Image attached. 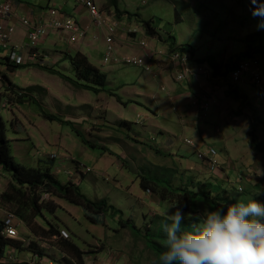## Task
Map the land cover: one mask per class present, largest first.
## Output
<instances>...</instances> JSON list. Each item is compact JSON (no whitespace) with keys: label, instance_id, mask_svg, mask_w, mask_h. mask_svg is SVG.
Returning a JSON list of instances; mask_svg holds the SVG:
<instances>
[{"label":"rangeland","instance_id":"1","mask_svg":"<svg viewBox=\"0 0 264 264\" xmlns=\"http://www.w3.org/2000/svg\"><path fill=\"white\" fill-rule=\"evenodd\" d=\"M68 1L69 4L74 3L73 0ZM95 2L101 10H108L107 3L106 6H101L99 0ZM117 4L120 9L128 10L132 15L138 12L144 20H151L152 27L160 36H172L178 50L189 53L192 63L201 62L210 73L211 56L205 61L197 62L194 60L193 50L197 57L208 53L216 57L215 52L208 48L212 40L217 42L215 47L218 48L221 43L219 40L230 39L235 46V54H240L244 46L252 48L253 51L258 50L251 54L257 57L264 79V27H258L259 18L254 17L250 11L254 7L251 0H117ZM139 35L134 39L136 44L144 39ZM234 37L238 40H233ZM150 41L158 49L165 50L164 42L153 39ZM24 44L27 46L26 40ZM0 52L2 56L6 53L2 48ZM42 56L46 58L41 65L77 81L71 65L64 61L61 52L44 51ZM248 57L250 56L242 55L241 59ZM101 58L102 56H98L97 61L92 62L107 75V85L99 94L76 88L58 75L39 69L36 63L25 65L26 68L13 72L0 65V75L4 74L1 91H5L9 86L12 91L7 90L8 94L23 96L22 103H12L11 108L1 109L0 115L5 121L10 153L16 163L28 168L37 166L40 160H53L52 174L61 184L69 181L68 172L73 171L79 164L83 169L90 171L80 176L74 175L76 180H80L76 183L78 190L90 200L104 201L119 212L115 218L109 215L99 216V222L94 223L87 218L88 213L81 206L50 194L44 201L54 202L57 207L54 215L43 211L45 219H60L58 226L67 230V240H71L81 249L89 250L90 253H100L110 264H152L156 256L145 247L142 237L132 234L128 228H119L118 220L132 219L143 234L150 219L155 215L164 216L165 212L174 211L170 207L172 204L160 203L161 206H158L151 200L152 197H148L140 189L141 176H151L156 178V181L167 180L177 185L185 184L178 165L174 160H170V157H166L168 152L161 149L164 157L156 156L154 147L159 143L151 141L157 133L155 121L144 125L142 118L141 123L137 120L140 106L145 105L156 113L151 105L154 96L160 95L162 102L168 101L167 93L160 88L157 79L151 77L150 72L133 65H105L101 63ZM235 58L237 57L234 55L233 62ZM172 72L174 77V70ZM242 80L249 81L250 77L243 74ZM251 90L253 93L257 92L256 87L252 86ZM255 95L250 105L255 102L264 109L258 94ZM101 101L106 113L103 109H94ZM254 111L258 113L256 109ZM42 113L54 115L66 123L49 121ZM168 113L169 122L156 120L160 125L168 127V134L164 135L174 142L170 151L181 154L189 149L191 146L186 145L183 140H199L203 128L206 134L205 145L213 147L218 153L217 157L221 158L224 145L217 128L221 131L224 128L221 126L222 122L213 114L212 108L207 110L204 120L197 121V127L185 126L176 120L175 114ZM263 118L264 111L253 123L237 127L238 133L234 143L238 155L233 154L232 163L221 164L220 169L214 173L207 170V174L198 173L200 179L221 185L220 193H223L222 199H219L220 206L248 197L264 203V194L255 195L264 190V176L260 175V172H264ZM11 119L15 125H11ZM120 120L127 121L128 125L122 126ZM76 131L81 133V139ZM135 136H138L140 144L133 145ZM82 139L88 143H83ZM252 139L256 140L257 148L251 146ZM147 143L155 145L149 148ZM35 152L42 155L37 156ZM51 155L55 157L51 158ZM187 159L193 161L194 154L191 153ZM185 165L186 162H183L182 167ZM2 181L4 185L10 181L7 174L2 177ZM190 188L200 191L203 187L192 183ZM209 191L211 196L216 195L215 191ZM205 209L211 210L207 204L197 203V213ZM39 221L42 223L41 219ZM24 230L25 228L20 226L18 233ZM24 233L26 234L25 231ZM26 235L28 236V233ZM42 243L44 247L40 248L39 243L31 242L28 244V250H43L45 259L52 260L54 264H76L75 259L71 257L65 256L62 259L59 255H53L51 243Z\"/></svg>","mask_w":264,"mask_h":264},{"label":"crops","instance_id":"2","mask_svg":"<svg viewBox=\"0 0 264 264\" xmlns=\"http://www.w3.org/2000/svg\"><path fill=\"white\" fill-rule=\"evenodd\" d=\"M60 1L61 0H11L13 5L12 21L15 26V32L11 36L10 43L16 46H23V49L26 50L25 47L26 45L24 44V40L27 41L26 39L27 28L20 24V18L23 17L30 18V20L34 23L41 22L47 18L50 9L57 8L60 12L66 15L73 16L75 19H77L80 23V26L87 27V35L86 38H84L83 40L76 43H72L69 42L67 37L64 35L50 33L38 45V50L41 53V57H43L42 53L44 51L45 52L47 51L49 53L54 51L61 52L64 58L73 56L75 53L79 52L85 55L90 63L94 61L96 62L97 57L98 56L103 57L104 54V50H105L104 32L101 30H97L91 25L89 16L84 8L80 6H76L75 3L69 4L68 0H62L61 3ZM99 2L101 6L102 5L106 6V3L108 5L107 0H99ZM106 7L108 9L107 11L114 13V15L116 14L113 8H110L108 6ZM117 8L120 12H126L130 14V11L128 10L120 9L118 7V4H117ZM130 15L131 17L129 19H127L126 15H121L119 18L116 17L120 29L117 31L115 37V50L119 55H131V56L139 57L143 55V51L139 47L138 43L136 44L134 42L133 35L127 33L129 30L137 29L138 30L137 35L140 34L139 37L141 38L144 37V39H146L150 43V45L156 48L157 46L153 44V42H151L150 40L151 39L158 40V39L150 38L145 35L144 30L140 25V22L143 21L144 19L138 12L135 13L134 15L132 14ZM157 34L160 36L158 32ZM160 37H161V40H159L160 42L165 40L167 37L172 38V36H170L169 34L167 35V37H163L162 35ZM232 39L238 40V38L236 37ZM171 41L174 42V44L176 43L174 38H172ZM219 42L221 43L218 48L215 47L217 42H215L214 40H212V42L209 44L208 47L209 49H211V52H215V54L217 55L216 57L212 56L211 53L197 57L196 54H194L195 51L193 50L194 60L197 62L205 61L206 59H208L209 56H211L212 59L215 61L216 65L219 67L217 74H214L212 70V73H210L209 75L196 74L191 79L178 83L174 80L171 66L166 62L165 58H156L153 61V68L151 73L153 76L151 75V77L152 78L154 77L160 83V88L167 93L166 99L168 101L165 100L162 102L161 101L162 97L160 95L154 96L151 105L153 106L154 110H156V113H154L155 111H150L149 108L145 105L140 106L139 111L137 113V116H141V118L143 119L142 123L144 125L149 121H155V123L157 124V133H155L156 135L155 139L154 140L151 139V141H156L159 143L158 146L154 147V149L159 152L156 153V156L158 158L164 157V155L161 154L162 153L160 151L161 149H164L165 152H168L166 157H170L169 159L174 160L175 163L178 165V169H180V174L184 178L183 182H185V184H187L189 180L190 182L193 180V184L195 185L197 184L206 185L207 183H209V181L200 179L198 177V173L207 174L206 172L209 170H207L204 164L201 163L196 157V153L198 151H205L207 148V146L205 145V139H206L205 130L202 128L201 130L202 135L199 140L195 141V145L193 147L191 146L189 149L183 151L181 154L177 152L174 153L173 151H170L174 146V142L171 141L170 138H166L164 135V134H168L167 132L168 127L166 125H160L158 120L156 119H160L164 123L169 122L170 120H168L169 117L168 112H171L175 114L176 120L178 119L180 123H183V125L189 127L190 126L197 127V121L199 119L204 120V117L206 115V113L203 114L200 111L199 107L197 106V103L199 102L200 98L204 97L206 99V102L209 103V108L213 109V114L217 116L218 121L222 122L221 126H223L224 128L222 131L221 129L217 128V133L221 134L220 135L221 142L224 145L222 148L221 158L218 157V160L221 164L226 165L228 163H232V159L234 158L233 154L236 156L238 155L236 150V145L234 143V139L237 138V133H238L237 127L242 126L243 124H250V122L253 123L258 116H262V113L264 111V109L262 107L257 106L255 102L252 105H250L251 100H253L256 97L255 94H258L257 97L258 96L260 97L261 95L264 96V86L261 89H257V92L253 93L251 90L252 85H250V82L248 80L247 81L242 80L241 82L233 84L231 83L228 77L229 72L240 61L242 55H248V56L251 55V57H254L253 54L258 50L255 49L253 51L252 48H246L244 46L240 54H235L233 53L235 46H233V42L230 39H226L223 41L219 40ZM234 55L237 58H235L236 60L233 62ZM44 58L46 57L44 56ZM64 61L67 60L64 59ZM200 63L201 62L192 63V65L200 64ZM95 64L93 65L96 66ZM0 65L3 66L2 64ZM263 96L261 97L264 99ZM102 103L103 101H101V103L96 104V106H94V109L96 111L97 108H100L103 109L104 112L106 113V110ZM99 104L101 105L98 106ZM254 109L258 111L257 114L254 111ZM141 121L142 120L138 122L141 123ZM120 122L122 126L128 125L127 121L125 120H120ZM10 123L12 125L14 123V120L11 119ZM133 139L136 140L134 141L135 144L133 145L140 144V140L138 139V136H135ZM153 145L155 144H151V143L146 144V146L149 148H153L152 147ZM191 153L194 154L193 161L187 159V157ZM172 156L174 157V159H171ZM183 162H186L185 167H182ZM173 166L176 167L175 165ZM163 169L169 172V170H166V168ZM173 173L175 174V171H173ZM1 175L2 176H0V194L6 192L7 185L10 182L9 181L6 185H4V181H2V177L5 176V174H1ZM76 179L77 178L73 176L71 177V179L69 178L68 182L76 186L77 185L76 183L80 181L79 179L78 180ZM212 183L218 184L216 182H212ZM146 195L148 197H152L151 200L156 204H158V206H161L160 201L156 199L154 195L150 193H146ZM11 198L12 197H10V199ZM25 198L26 201L21 203L15 200L3 204L0 201L1 203L0 220L3 218L4 213L7 211L12 213L17 212V215L15 213L14 214L20 220L18 229L20 226L24 227L25 228L24 231L26 232V234L28 233L27 236L24 233V231H22V233L19 232L16 240H8L11 243L5 248L4 256L5 253L6 254L9 253L14 256V261L9 262L8 264H27V263L30 264L34 260H36L35 264L38 263L54 264L55 262H53L52 260L45 259L44 255H42V253H45L44 251L40 252L39 250L38 252H34L32 251V248L28 250V244L31 242L37 243V241L35 239V236L32 235V233L29 231L26 225L28 218H30V212L28 211V193H26ZM12 200L14 199L12 198ZM51 214L54 215V213ZM24 215L26 217L23 218L22 216ZM59 220L60 219L56 221L46 219L47 222H50L51 224L54 223L53 225L57 226L58 229L65 231L66 229H62L60 228V226H58ZM34 221H36L38 225H40L43 229L45 230L48 229V225H46L42 220H41L42 223H40L38 218L34 219ZM42 244L43 243H40L39 245L42 246ZM78 248L83 252L82 254L83 264H108L110 262L106 260L105 256L101 257L100 253L93 254L90 253V251L87 249H81L80 247ZM51 251L53 255H55L56 257L61 256L62 259L63 257H65V254L62 253L57 247L52 246ZM38 256H41L42 259L39 258ZM0 264H4L2 258H0Z\"/></svg>","mask_w":264,"mask_h":264},{"label":"trees","instance_id":"3","mask_svg":"<svg viewBox=\"0 0 264 264\" xmlns=\"http://www.w3.org/2000/svg\"><path fill=\"white\" fill-rule=\"evenodd\" d=\"M108 7L113 8L115 11V18H119L121 15H126L127 19L131 17L130 14L126 12H120L117 8V0H107ZM140 25L142 26L146 36L150 38H157L161 40V37L157 34L156 30L151 25V20L141 21ZM172 38L167 37L164 42L165 45H168L169 48L175 47L174 42L171 41ZM171 41V42H170ZM251 57V55H250ZM248 57V58H250ZM65 60L69 62L72 67V71L77 81H73L63 74L47 68L41 64H38L39 69L46 71L48 73L58 75L61 79L66 82H69L73 86L79 89L92 91L96 94L104 91V88L107 85V75L100 71L96 66L89 62L87 57L79 52L75 53L73 56L65 57ZM245 59V58H244ZM242 60V59H240ZM209 63L213 70L214 74H217L219 67L216 65L215 61L210 58ZM6 66V69L13 72L17 69L26 68L25 65L21 66H11L7 63H1ZM238 64V63H237ZM236 64V65H237ZM235 65V66H236ZM30 66V65H29ZM234 66V67H235ZM10 85V83H9ZM8 91H12V87H7L5 92L0 94V99L2 97H7L12 103H22V97L18 96L17 98H12L11 93L8 94ZM117 101L119 99L117 98ZM42 116L49 121H58L61 123H66V121L60 120L54 115L44 114ZM68 123V122H67ZM6 124L0 115V173L7 174L10 178V182L7 185L6 192L0 194V201L4 204L6 202L15 201L24 202L26 201V193H28V211L30 212V218H28L26 225L32 235L35 236L37 243L49 242L52 246L57 247L65 256L75 259L76 264H83L82 254L83 252L73 243L71 240L66 238L59 237L60 229L57 226L47 222L44 218L43 211L54 213L56 209V204L54 202L44 201L42 198L44 194H52L59 196L68 202L81 206L87 213V218L91 222L98 223V217L109 215L110 217H116L119 212L116 208L109 206L104 201H92L87 196L83 195L78 188L67 182L61 184L52 174V168L54 161L46 159L45 161H39L35 167H24L14 161L13 156L10 153L9 140L6 137ZM77 136L81 139V133L76 131ZM252 136V135H250ZM133 141H136L133 139ZM255 139L250 141L252 147L257 148L258 146L255 143ZM82 142L87 144L86 140L82 139ZM156 153H159L157 150H154ZM35 154L41 156L42 154ZM154 177L141 176L140 178V189L145 193H150L154 195L160 203L164 204H174L177 201L184 206L185 213H197V203L203 202L208 205L209 209L215 210L220 207L219 199H222L221 185L207 183L197 184L203 188L200 191L190 188V185L193 183V180L187 182V184L179 183L173 184L171 181H156ZM204 189H207L206 191ZM215 191L216 195L211 196V191ZM224 191V190H223ZM12 197L14 200H12ZM1 204V203H0ZM222 206V205H221ZM17 215V212H13ZM26 217L25 215L22 216ZM41 219L48 229H43L34 219ZM148 219V218H147ZM145 220V219H144ZM164 216L155 215L150 219L149 225L146 227V230L141 234V230L137 227L134 221L130 218L127 220H122L119 218V228H128L132 234L142 237L145 247L154 253L156 257L164 251L162 246V241L165 236V233L162 229V224L165 223ZM190 220L186 217L185 224L189 223ZM11 242L7 239L0 236V258L4 257V250ZM38 244V245H39ZM40 247V245H39ZM41 248V247H40ZM43 250H40L42 252ZM41 254V253H40Z\"/></svg>","mask_w":264,"mask_h":264},{"label":"built area","instance_id":"4","mask_svg":"<svg viewBox=\"0 0 264 264\" xmlns=\"http://www.w3.org/2000/svg\"><path fill=\"white\" fill-rule=\"evenodd\" d=\"M76 6L84 8L89 16L90 23L97 30L104 32L105 50L102 57V63L105 65H133L141 68L145 72L152 73L153 61L156 58H165L166 62L174 70V78L177 82H183L191 79L196 74L209 75L210 72L202 65H192L191 55L187 52L180 51L175 47L169 48L165 45V50L158 49L150 45L146 39L138 41L139 47L143 51L141 56L131 55H119L115 50V37L120 26L115 18L114 13L101 10L96 5L95 0H73ZM11 0H0V48L6 51L2 56L0 52V64L7 63L11 66L29 65L31 63L42 64L43 59L41 53L38 50V45L46 38L50 33H56L67 37L69 42L76 43L87 35V27L80 26V23L73 16L66 15L60 12L57 8L49 10L47 18L41 22L34 23L30 18H20V24L27 28V46L26 50L23 46H16L10 43L11 36L15 32V26L12 21L13 8ZM132 34L134 39L138 33L137 29H131L127 32ZM6 69V66L3 65ZM246 74L250 77V84L257 89H261L264 86V79L261 74L258 59L256 57H250L249 59H243L229 72L228 77L231 83L236 84L242 81V75ZM4 74L0 75V94L5 91L2 90V82H4ZM7 86L9 84H6ZM9 87V86H8ZM12 95V94H11ZM21 96V95H18ZM18 96L12 95L13 98ZM262 104L264 99L260 96ZM12 102L7 97L0 99V110L11 108ZM200 111L205 114L209 109V103L206 99L200 98L197 103ZM137 120H141V116H137ZM183 142L188 146H194L195 142L190 139H184ZM39 154V152H36ZM218 153L213 147H207L205 151H198L196 153L197 159L204 164V166L210 172H216L220 169L221 163L217 157ZM54 158V155L50 156ZM1 170V169H0ZM79 164H77L73 171L68 172V176L71 179L74 175H83L89 172ZM240 182V179L237 180ZM240 190V188H239ZM48 197V194L43 195V199ZM20 220L12 212H5L3 218L0 220V236L7 240H16L18 237V226ZM59 237L68 238L67 232L60 231ZM44 247V246H42ZM4 264L14 261V256L7 253L3 258ZM32 261L30 264H35Z\"/></svg>","mask_w":264,"mask_h":264},{"label":"clouds","instance_id":"5","mask_svg":"<svg viewBox=\"0 0 264 264\" xmlns=\"http://www.w3.org/2000/svg\"><path fill=\"white\" fill-rule=\"evenodd\" d=\"M251 4L264 27V0ZM170 207L163 214L164 251L152 264H264V203L248 197L196 214L185 213L179 201Z\"/></svg>","mask_w":264,"mask_h":264},{"label":"bare ground","instance_id":"6","mask_svg":"<svg viewBox=\"0 0 264 264\" xmlns=\"http://www.w3.org/2000/svg\"><path fill=\"white\" fill-rule=\"evenodd\" d=\"M140 32V31H139ZM242 79V78H241Z\"/></svg>","mask_w":264,"mask_h":264}]
</instances>
